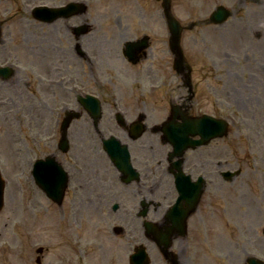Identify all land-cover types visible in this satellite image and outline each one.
Masks as SVG:
<instances>
[{
  "label": "flooded vegetation",
  "instance_id": "af4514ba",
  "mask_svg": "<svg viewBox=\"0 0 264 264\" xmlns=\"http://www.w3.org/2000/svg\"><path fill=\"white\" fill-rule=\"evenodd\" d=\"M257 11H251L250 18ZM70 18H59L60 23L54 24L52 35L49 34L56 39L51 48L61 39L70 38L72 73L68 75L69 85L64 89L68 94L60 96L62 85L58 87L54 81L56 76H61L59 54L53 55L57 58L42 59L37 83L40 89L37 104L50 116L46 112L42 114L49 120V125L46 124L49 129L41 127L45 130L41 132L44 137L38 144L40 155L56 157L69 174L63 200L70 201L71 206L66 210L61 208L66 220L58 234L53 264H125V253L129 255L139 244L145 246L150 264H220L218 248L224 244L223 239L237 233L236 219L227 215L233 210L221 206V197L235 187L233 179L221 177L220 157L205 158L207 152L202 149L213 147L210 155H220V139L185 149L176 157L172 155L173 145L164 139L161 125L164 121L180 124L186 118L204 112L220 115L222 90L228 105H232L236 97L235 81L231 77L234 71L229 69L227 81L222 78L217 60L211 65L199 64L195 58L211 54L202 48V37L193 34H186L183 40L184 55L191 67L183 65L180 71L173 69L167 34L164 48L160 49L163 52L160 59L148 52L155 44L150 40L149 48L138 51L136 62H131L113 33L105 35L100 33L101 29L94 38H86L90 31L100 30L92 19L86 18L78 23L89 22L88 31L76 35L73 26L78 23L75 18L74 22H69ZM41 23H36L37 36L43 40L45 32ZM252 34L254 40L262 38L261 33ZM77 43L81 50L76 49ZM54 49L60 51L59 47ZM50 50L48 45L41 46L39 53L45 57ZM253 59L252 68L257 67L256 73H261L258 62ZM260 66L264 71V61ZM55 73L58 75L54 76ZM92 84H97L94 92L102 106L96 124L93 115L78 103L76 96L77 87L88 88ZM210 101L212 106L204 109L203 103L211 105ZM67 108L74 111L71 113L74 117L67 129L68 150L61 152L59 121ZM229 110L233 113L234 108ZM25 126L33 128L29 121ZM138 127L142 128L140 134ZM109 135L126 144L131 164L137 171L135 175L125 176L112 165L102 148L103 136ZM260 200L264 201V197ZM77 201L79 212H84L81 208L84 203L88 206L94 203V209L86 211L92 233L81 238L83 242L73 240L70 232L73 231L72 217ZM114 202L116 209H112ZM257 213L264 214V209L260 208ZM243 233L248 236L240 240L241 244L249 242L264 253V227L249 225L247 230L239 231V236ZM166 242L169 243L168 250L164 249ZM125 244H129L127 250ZM238 244L234 240L226 244L225 258H234L231 249ZM213 251L216 252L213 254ZM41 262L40 257L39 264Z\"/></svg>",
  "mask_w": 264,
  "mask_h": 264
},
{
  "label": "rangeland",
  "instance_id": "374dc122",
  "mask_svg": "<svg viewBox=\"0 0 264 264\" xmlns=\"http://www.w3.org/2000/svg\"><path fill=\"white\" fill-rule=\"evenodd\" d=\"M88 1L89 7L83 16L90 19L110 18V25L104 21L105 25H103L102 31H91L88 36H85L86 38H94L100 31L105 35L113 33L114 39L116 37L119 40L140 32H148L154 36L152 40L155 43L150 46L148 52L154 54L156 59L161 58L163 52L160 49L164 48L163 39H165L166 29L158 2L155 0ZM239 1H242V4L238 5ZM256 1L260 3L257 4ZM256 1L172 0L173 13L182 21L206 18L218 3L229 6L233 10V14L223 24L196 26L190 30L189 34L202 37V48L211 53V55L202 56L201 59L195 58L199 64L203 58L211 64L213 60H217L223 72V80H227L229 69L234 71L231 77L235 81L236 97L232 105H228L229 101L223 98L224 90H222L221 112L224 115H229V108H234L235 127L229 125L230 133L226 138H221L220 155L216 153L210 155L209 151L212 152L213 147L202 149L207 152L205 158L213 160L220 157L221 168L226 167L227 164L241 168V173L234 181L235 194L223 195L221 202L224 205L231 203V210L234 205L235 208L231 214L227 213V215L231 219H236L237 228L245 230L249 228V225L264 227V217H261L264 214L257 213L262 208L261 205L252 207L251 202V197L254 194L253 186L259 182L262 183L261 187H264V71L260 66V63L264 61V3H262L264 0ZM20 3L19 0L2 1L0 2V12L3 11L2 9L8 8L10 11L6 14L10 18L11 16L12 19L20 17L25 20L24 9L19 7ZM253 10L258 11L254 12L250 18V13ZM74 18L75 23L81 20V18L73 16L69 22H74ZM112 20H116V23ZM247 20L248 22H246ZM256 31L262 34V38L254 40L252 33ZM2 37L0 61L17 60L19 65L7 79L0 78V99L9 97L6 104H0V171L6 178L4 205L0 210V264H37L35 263V248L40 244L52 246L56 243L58 240L56 232L60 230L59 223L63 225V221L66 220V216H62L61 208L66 210L69 208L68 206H71V203L67 201V204L57 206L50 200H44L38 196L39 191L32 178L24 180L26 169L30 165V157L38 155L36 143H38L39 137L37 134L35 135V131L39 130V134L43 132L45 129H41L42 126L49 129V120L42 116L45 112L49 116V112L41 111L42 109L37 104L40 89L39 85L34 84L37 81L36 73H32L31 77L30 70L38 72L39 67L43 64V58H47V60L57 58L53 55L59 54L61 72L59 74L68 76L72 73L70 63L73 50L69 45V37L61 39L58 44H55L56 46L51 48L56 39L53 40L52 36L46 33L42 40L40 35L37 36V33L33 32L31 28L26 31L23 28L11 26V32L5 30ZM47 45L51 50L44 57L39 53V50L41 46L47 47ZM57 47L60 48V51L54 49ZM252 58L258 62L261 73H256L257 67L252 68ZM156 64L159 66L157 61ZM157 69L159 70V68ZM134 72L137 71L134 70ZM56 75L58 74L55 73L54 76ZM64 85L68 86L69 84L65 83ZM90 87L92 90H96L93 85ZM60 88L62 90H60V96L64 97L68 94V90L64 92L65 87ZM50 97L53 96L50 95ZM209 103L211 105L203 103V108L209 109L212 106V101ZM27 106L31 108L27 110ZM25 121H29V124L33 125V132L24 129ZM47 122L48 125H46ZM106 124L112 126L108 121ZM229 138L232 139V142L234 141L233 147ZM21 141L28 142V150L24 149L25 145L21 150L18 148L22 146ZM231 161L236 165L228 163ZM255 166L256 169L258 168L256 172L253 171ZM93 205L88 206L84 203V206L81 207L84 208V212H79L80 206L77 201L76 213L72 217L73 231H70L72 238L76 241L79 237L87 238L92 233L89 222H87L86 211L94 209ZM221 215H223L222 210ZM230 235V238L223 239L224 244L221 245V249H226V244L229 245V241L232 240L241 243L240 240L242 238L245 240L248 233L238 236V233L234 232ZM83 241L84 239H82ZM262 243L264 244V241ZM128 245L125 244L126 250ZM242 256L243 253L240 252V256H237L233 262L225 261L220 264H233L234 262L239 264ZM53 259L54 256L44 258V263L51 264Z\"/></svg>",
  "mask_w": 264,
  "mask_h": 264
},
{
  "label": "water",
  "instance_id": "95a60500",
  "mask_svg": "<svg viewBox=\"0 0 264 264\" xmlns=\"http://www.w3.org/2000/svg\"><path fill=\"white\" fill-rule=\"evenodd\" d=\"M163 11L164 15L167 21V24L170 28V32L172 34V40H173V48L174 51L176 52L177 56L180 55L179 47H178V41L180 37V31H181V26L179 22L175 19V17L171 14L170 12V1L169 0H163ZM75 6L74 8H76ZM62 12H56L55 15L61 14ZM230 14V12L222 5H218L210 14V21L216 22V23H221L222 21L225 20V18ZM219 128L216 130V134H221L223 131V123H220L218 126ZM1 200H2V185L0 183V206H1Z\"/></svg>",
  "mask_w": 264,
  "mask_h": 264
}]
</instances>
